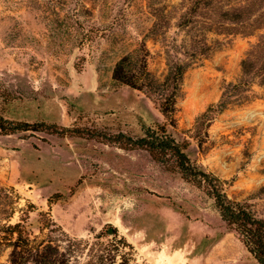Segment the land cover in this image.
Wrapping results in <instances>:
<instances>
[{
	"label": "rangeland",
	"instance_id": "374dc122",
	"mask_svg": "<svg viewBox=\"0 0 264 264\" xmlns=\"http://www.w3.org/2000/svg\"><path fill=\"white\" fill-rule=\"evenodd\" d=\"M191 5L0 0V116L139 136L163 118L153 92L113 78L115 63L145 48L147 68L161 81L168 54L186 61L181 47L205 32L222 44L183 74L174 135L186 138L195 118L219 99L224 81L239 76L241 59L264 30L216 34L200 23L177 26ZM209 14L200 5L197 20ZM254 89L255 97L217 114L205 142L193 143L188 154L227 181L229 199L247 201L264 219V87ZM0 185L19 195L12 222L28 202L50 214L53 231L33 234L50 243L62 264H98L101 255L106 264H258L203 191L142 149L86 134L0 131Z\"/></svg>",
	"mask_w": 264,
	"mask_h": 264
},
{
	"label": "trees",
	"instance_id": "16d2710c",
	"mask_svg": "<svg viewBox=\"0 0 264 264\" xmlns=\"http://www.w3.org/2000/svg\"><path fill=\"white\" fill-rule=\"evenodd\" d=\"M186 1L192 2V5L186 12L188 17L178 22L179 27L200 23V29L204 28L206 32L230 34L233 30H240L246 35L264 28V0H240L234 5H229L225 0ZM200 5L210 11L207 17L200 16L202 21L197 20L196 16ZM156 10L158 11L155 8V12ZM199 35L197 38H189L187 49L185 45L181 47L186 61L177 55L168 54L167 72L161 81L147 68L145 48L138 47L121 56L115 63L113 78L132 89L146 90V94L153 92L154 102L163 118L162 122L143 128L139 136L121 132L101 134L88 129L57 128L45 123L14 122L1 116L0 131L4 134L28 130L59 135L86 134L103 138L124 149L145 150L155 162L176 172L184 181L203 191L212 200L226 228L239 236L258 264H264V219L256 214L247 201L229 199L225 193L227 181L188 154L193 143L200 147L205 142L208 127L217 114L222 113L229 105H241L255 97V86L264 87V30L257 35L241 59L239 76L235 80L224 81L219 99L195 118L192 128L188 130L191 135L177 139L174 135L175 103L181 91L183 74L197 56L204 57L222 44L218 39L209 41L205 32ZM18 200L19 195L13 187L0 185V256L6 254V260L0 264H62L50 243L37 241L38 235L33 234L34 228L39 231L38 234L52 232L57 226L55 221L48 212L28 202L24 215L12 222ZM31 212L35 213L34 217L29 216ZM98 260V264H106L103 255Z\"/></svg>",
	"mask_w": 264,
	"mask_h": 264
}]
</instances>
